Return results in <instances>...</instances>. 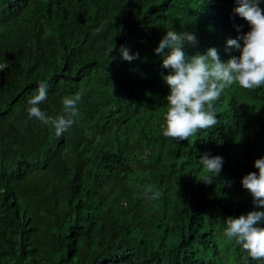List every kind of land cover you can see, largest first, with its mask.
I'll return each mask as SVG.
<instances>
[{
    "label": "trees",
    "instance_id": "1",
    "mask_svg": "<svg viewBox=\"0 0 264 264\" xmlns=\"http://www.w3.org/2000/svg\"><path fill=\"white\" fill-rule=\"evenodd\" d=\"M236 2L0 0V264H261L223 228L264 208L241 185L264 155V86L227 85L218 123L189 139L161 130L168 69L154 49L166 28L226 61L239 54L227 38L250 27L228 19ZM121 45L139 56L121 58ZM40 80L50 115L84 93L61 136L28 116ZM205 151L224 157L213 183L197 178Z\"/></svg>",
    "mask_w": 264,
    "mask_h": 264
},
{
    "label": "clouds",
    "instance_id": "2",
    "mask_svg": "<svg viewBox=\"0 0 264 264\" xmlns=\"http://www.w3.org/2000/svg\"><path fill=\"white\" fill-rule=\"evenodd\" d=\"M229 15L228 19L239 21V30H244L243 18L250 27L237 37L227 38L226 44L238 49L239 54L226 61L221 60L215 46H208L203 52L189 53L185 45L197 44L196 34L174 26L166 28L155 47L154 51L162 55V66L168 69L162 73V79L169 86L161 122L165 137L179 142L199 130L215 126L218 123L216 102L227 85L236 83L245 89L264 86V0H237ZM237 32L235 30L234 34ZM114 48L108 45V55ZM119 53L128 61L139 56L126 45L120 46ZM4 67L0 65V69ZM37 85L35 94L27 98L28 116L51 126L55 135L61 136L76 122L84 93L77 91L64 95L61 111L50 115L40 106L49 96L48 81H37ZM198 162L205 174L197 178L213 183L223 168L224 157L205 151L199 155ZM254 167L258 171L245 173L241 185L251 193L256 205L264 206V155L254 159ZM223 232L244 250L246 257L259 259L264 264V208H254L238 216L228 215Z\"/></svg>",
    "mask_w": 264,
    "mask_h": 264
}]
</instances>
